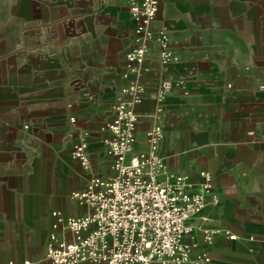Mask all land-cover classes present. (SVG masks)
Segmentation results:
<instances>
[{
    "label": "crops",
    "instance_id": "0c3cea01",
    "mask_svg": "<svg viewBox=\"0 0 264 264\" xmlns=\"http://www.w3.org/2000/svg\"><path fill=\"white\" fill-rule=\"evenodd\" d=\"M20 2L21 38L0 39V264H50V234L72 237L66 219L89 208L71 192L89 172L112 173L103 138L129 79L143 86L135 150L160 125L168 170L187 174L192 190L210 175L185 237L191 254L264 264V0H160L138 72L125 66L136 42L125 0ZM159 30L176 59L159 61ZM166 77L174 86L159 97ZM77 143L89 169L73 156Z\"/></svg>",
    "mask_w": 264,
    "mask_h": 264
},
{
    "label": "built area",
    "instance_id": "2783aa9c",
    "mask_svg": "<svg viewBox=\"0 0 264 264\" xmlns=\"http://www.w3.org/2000/svg\"><path fill=\"white\" fill-rule=\"evenodd\" d=\"M125 3L136 36L135 44L125 53V66L128 71L138 72L145 61L150 25L160 0H125ZM156 39L161 63L177 58L165 31L159 30ZM173 86L172 79H161L159 97H164ZM142 91V84L135 79H129L122 87L107 124L111 134L103 138L112 158V173L102 176L89 172L86 186L72 190L71 195L89 211L66 219L71 238L50 234L45 252L50 264H81L86 260L106 264L208 262L204 250L191 254L185 237L193 230L191 216L202 209L205 196L211 192L210 175L201 171L200 185L192 190L187 174L169 171L158 153L163 137L160 125L147 131V148L135 150L138 119L135 106L142 100ZM73 156L89 169L84 144L74 145ZM54 213L60 215V211ZM215 232L204 230L205 240L211 242ZM226 235L234 237L229 232ZM23 264L29 261L24 260Z\"/></svg>",
    "mask_w": 264,
    "mask_h": 264
},
{
    "label": "rangeland",
    "instance_id": "374dc122",
    "mask_svg": "<svg viewBox=\"0 0 264 264\" xmlns=\"http://www.w3.org/2000/svg\"><path fill=\"white\" fill-rule=\"evenodd\" d=\"M20 0H0V39L3 38L2 34H12L14 43L19 41L21 33V17L22 11L20 7ZM10 18L14 19L11 21ZM2 35V36H1ZM4 42V41H3ZM2 48H0V51ZM3 52V51H2Z\"/></svg>",
    "mask_w": 264,
    "mask_h": 264
}]
</instances>
